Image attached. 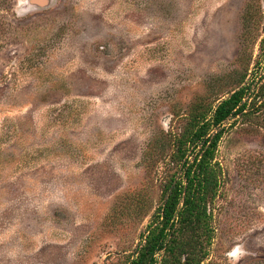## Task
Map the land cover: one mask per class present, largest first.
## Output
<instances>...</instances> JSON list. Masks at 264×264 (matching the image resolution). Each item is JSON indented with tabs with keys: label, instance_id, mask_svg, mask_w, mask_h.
<instances>
[{
	"label": "rangeland",
	"instance_id": "374dc122",
	"mask_svg": "<svg viewBox=\"0 0 264 264\" xmlns=\"http://www.w3.org/2000/svg\"><path fill=\"white\" fill-rule=\"evenodd\" d=\"M23 1L0 0V264H129L192 116L264 82V0ZM262 103L224 125L203 264H264Z\"/></svg>",
	"mask_w": 264,
	"mask_h": 264
},
{
	"label": "trees",
	"instance_id": "16d2710c",
	"mask_svg": "<svg viewBox=\"0 0 264 264\" xmlns=\"http://www.w3.org/2000/svg\"><path fill=\"white\" fill-rule=\"evenodd\" d=\"M252 16L251 8L245 21ZM260 48L264 54V40ZM247 77L246 71L241 87L222 100L211 117L207 112L194 114L187 131L175 139L162 203L129 264H203L207 259L215 233L209 208L222 182L216 155L224 125L239 116L249 117L257 99L264 106V82L253 98L251 86L244 82Z\"/></svg>",
	"mask_w": 264,
	"mask_h": 264
},
{
	"label": "flooded vegetation",
	"instance_id": "af4514ba",
	"mask_svg": "<svg viewBox=\"0 0 264 264\" xmlns=\"http://www.w3.org/2000/svg\"><path fill=\"white\" fill-rule=\"evenodd\" d=\"M27 1L28 0H25V1H23L24 3H23V5L26 7V5H27Z\"/></svg>",
	"mask_w": 264,
	"mask_h": 264
}]
</instances>
